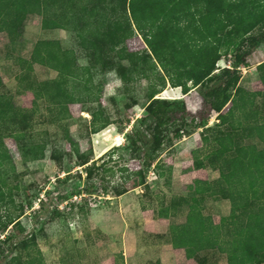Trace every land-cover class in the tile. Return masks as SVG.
Instances as JSON below:
<instances>
[{
	"label": "trees",
	"instance_id": "1",
	"mask_svg": "<svg viewBox=\"0 0 264 264\" xmlns=\"http://www.w3.org/2000/svg\"><path fill=\"white\" fill-rule=\"evenodd\" d=\"M238 1L0 0V32L6 31L11 40H17L21 36L25 18L36 13L42 16L43 29L72 32L77 43V48H69L60 39L41 38L35 43L30 58L7 52V57L15 58L14 61L19 65L16 73L19 92L30 90L35 98L32 107L18 106L11 95L2 92L3 80L0 75V150L1 147L5 148L4 138L13 137L19 144L24 161L31 156L42 157L47 144L34 138L36 125L42 122L58 125L79 154L78 164L89 163L85 166L84 192L105 196L110 192L105 187V194L99 193L98 182L102 175L114 170V167L122 171V168H126L123 163L127 164L130 160L142 161L145 151L155 148L158 127L179 125L178 122L194 128L203 127V140L208 145L206 150L210 151L202 157L197 149L195 166H206L208 159V165L217 169L220 175L201 185H190L195 191L192 194L174 195L170 202H159L170 206L173 214L179 206L188 207L186 221L171 226L173 244L175 247L194 248L200 264H211L208 251L216 249L226 256L228 264H258L264 261V109L257 100L259 96L264 98V90L251 91L238 84L240 67L248 65V57L264 42V33L248 34L249 31H245L229 65L218 67L216 63L221 57L217 54L210 65L202 67L199 73L193 75L196 85L205 86L201 109L186 111L177 102L167 103L164 99L155 97L160 90H154L145 108L148 112L140 118L142 129L134 131V140L138 143L127 147L128 157L121 155L112 160L114 165L107 166L106 162L98 165L99 159L92 160L85 156L86 153H81L68 125L72 116L70 104L82 103L86 106L90 102H98L101 85L94 83L93 73L99 68L110 70L116 69L115 65H122L120 60L131 55L127 40L136 30L142 31L150 51L143 53V66L137 64L131 72L137 77L147 76L145 73L148 66L154 70L160 64L170 75L172 70L187 67L192 62L197 52L204 49L201 42L218 38L226 28V20L240 21L245 17L249 6L240 5ZM227 6L232 8L225 10ZM196 14L200 15L199 20ZM190 15L191 21L182 26L181 21ZM148 23H157V31H145L143 26ZM81 53L87 57L88 64L79 62ZM204 54L202 52L200 56ZM113 55L118 56L117 62H114ZM36 63L55 70L57 75L38 79L34 75ZM201 66L202 64L200 68ZM258 66H264V61ZM212 77L210 83H205L206 79ZM161 78L163 84H166L164 74ZM261 81L264 84V72ZM228 102H232V105L223 113L222 109ZM42 104L44 113L41 112ZM85 108L92 116V133L113 123L105 115L106 110L101 102L97 107ZM213 110L219 112V122L208 125ZM41 115L47 118L41 120ZM182 130L181 127L177 129L174 138L181 137ZM145 134L152 137L142 140L141 137ZM1 155L12 160L5 151ZM151 164L153 162H149L143 170L132 172L140 177L136 185L129 188L118 185L111 193L120 196L144 185ZM160 165V160L154 165L158 175ZM167 169V180L170 182L172 166L168 165ZM61 181L58 178L56 185ZM62 182L59 191L64 192L68 183L66 180ZM66 196L63 193L62 198ZM207 196L225 198L231 202L230 214L223 216L219 223H215L211 215L204 213V199ZM40 208L41 217L52 218L58 214L54 209L49 215L48 204L43 200ZM18 221L12 222L16 224ZM3 242L9 243L10 239L6 238ZM25 247L30 255L29 264H48L41 252H30L31 244L26 243ZM9 248L12 250L13 244ZM4 255L2 253L1 257Z\"/></svg>",
	"mask_w": 264,
	"mask_h": 264
},
{
	"label": "rangeland",
	"instance_id": "2",
	"mask_svg": "<svg viewBox=\"0 0 264 264\" xmlns=\"http://www.w3.org/2000/svg\"><path fill=\"white\" fill-rule=\"evenodd\" d=\"M229 1L232 3L234 0ZM238 2L240 5L248 4L249 6L245 17L242 18L244 20L241 21V19V22L236 18V21L226 20V28L218 38L201 42L204 44V49L197 52L192 62L187 67L172 70L170 75L162 69L160 64L158 69L154 70L148 66L145 73L147 76L137 77L133 74L134 72H131L137 64L143 66V53L150 51L149 45L141 34L142 31L136 30L127 40L131 55L120 60L122 65H115L116 69L110 70L99 68L93 73L94 83L101 85V91L98 102H90L86 106L97 107L101 102L106 110L105 115L109 116L113 123L101 132L92 133L90 131L92 116L90 112L84 110L86 106L82 103L70 104L72 116L68 120V125L79 151L86 153L85 156L92 160L99 159L98 165L106 162L107 166H111L114 165L112 160L118 159L121 155L128 157L127 147L138 143L134 140V131L142 129L140 118L147 114L148 110L145 111V108L154 90H160L155 97L164 99L167 103L177 102L186 111L195 112L201 109L205 86L196 85L192 78L193 75L199 73L202 67L210 65L211 60L217 54L221 57L216 63L218 67L229 65L236 45L245 31L248 30V34L264 33V0H239ZM231 8L227 6L225 10ZM199 17L200 15L196 14V18ZM191 19L190 15L180 24L186 25ZM143 28L149 32L158 29L157 23H148ZM41 38L60 39L64 46L77 48L72 32L64 29H43L42 16L36 13L29 14L25 18L21 36L17 40H11L6 31L0 32V75L3 80L1 90L11 95L18 106L32 107L35 95L30 90L19 92L16 77L19 65L14 61L15 58L7 57V52L30 58L35 43ZM202 52L205 54L200 56ZM118 59L117 55H113L114 62ZM78 60L81 64L89 63L82 53ZM260 61H264V42L248 57V65L240 67L239 85L251 91L264 90V84L261 81L264 66H258ZM34 67V75L38 79L52 78L57 75L55 70L38 63ZM163 74L166 77V84H163L161 78ZM212 80L213 77L206 79L205 83H210ZM257 100L260 107L264 109V98L259 96ZM231 105L232 102H228L222 112L226 113ZM41 112L44 113L43 104ZM218 114V111H212L208 125H215L219 122ZM42 115L41 120L47 118ZM178 123L179 125L168 124L157 128L155 148L145 151L142 161L130 160L127 164L123 163V167L126 166V168H122V171L114 167V170L103 174L98 184L99 193L105 194V187L110 192L105 196L84 192L85 166L89 163L78 164L79 154L75 151L73 144L64 137V131L58 125L50 122L36 125L33 136L36 140L46 142L45 155L38 158L34 156L31 158V156L27 161H24L17 140L5 137L4 143L8 147L5 151L12 160L1 155L4 151L1 147L0 264H29L30 255L25 247L26 243L31 244L29 250L32 254L41 252L48 264H91L93 257L100 259V257L107 256L113 248L112 240L122 237L124 229L128 230L132 228V224L136 225L135 220L130 216L128 203L135 201L139 204L140 200L137 193L131 191L123 200L124 210L120 209L117 200L109 204L105 202V199L115 197L111 193L115 186L125 185L129 188L136 185L140 177L132 172L143 170L149 162L153 164L145 176L146 183L141 186L145 192L140 193L145 203L146 201L151 203L152 199H155L158 189L159 202L164 200L170 202L174 195L194 193L190 185H201L204 181H212L219 177L220 172L208 165V159L206 166L202 168H197L194 163L197 149V153L202 157L210 151V149L206 150L208 145L203 140L205 134L203 127L194 128L190 125L185 126L181 122ZM180 127L183 129L181 137L174 138L175 132ZM118 135H121V139L116 141ZM151 137L145 134L141 138L148 140ZM107 139L110 147L116 142L117 146L109 147L111 150L103 155H97L104 148L103 146L107 147ZM170 139L173 140L170 141ZM158 160L161 163L159 175L154 168ZM168 165L172 166L170 182L167 180ZM160 173L163 174L160 175ZM58 178L68 183L64 192L59 191L62 181L56 185ZM63 193H66V198H62ZM41 200L48 204L49 215L54 209L58 211L56 217L39 216ZM181 207L179 221L185 219L188 209L186 205ZM230 211L231 202L228 199L205 197L204 213L211 215L215 223H219L223 216L230 214ZM14 220L19 221L15 224L12 222ZM5 224H7L6 227ZM76 235L84 240L87 248L78 249L76 243L72 242L70 238L73 239ZM6 238H9L10 242L5 244L3 241ZM10 244H13L12 250L9 248ZM139 245L141 250L137 249L131 255V264H143L145 262L143 258L150 254L146 244L143 245L141 242ZM98 247L99 251H94V248ZM208 252L211 264H228L226 256L217 249ZM2 253L5 254L4 257H1ZM258 264H264V261Z\"/></svg>",
	"mask_w": 264,
	"mask_h": 264
},
{
	"label": "crops",
	"instance_id": "3",
	"mask_svg": "<svg viewBox=\"0 0 264 264\" xmlns=\"http://www.w3.org/2000/svg\"><path fill=\"white\" fill-rule=\"evenodd\" d=\"M4 146L5 151L8 147H6L5 143ZM139 188H133L120 196L105 199V202L109 204L113 200H117L120 209L123 208L125 210V206L123 205L125 196L130 194L131 191L136 192L140 200L139 204L138 202L136 204L135 201L128 203L130 216L135 220L136 225L132 224V228L130 227L128 230L124 229L122 237L112 240L113 248L110 250V253L105 257L99 256L100 259L93 257L91 264H131L130 257L137 249L141 250L139 245L141 242L143 245L146 244L147 250L150 252L148 255L150 258L148 256L144 257L143 261L145 260V262L143 264H200L194 248L175 247L173 244L171 234L172 224L186 221V217L182 221L178 220L182 207L179 206L173 214L170 206L160 204L159 189L156 191L155 199H152L151 203L148 201L145 203L143 196L140 195L145 190L141 186ZM79 238V235H76V237H73V239L71 237L70 239L76 243L78 249L87 248V245H84V240ZM97 250L99 251V247L94 248V251Z\"/></svg>",
	"mask_w": 264,
	"mask_h": 264
},
{
	"label": "bare ground",
	"instance_id": "4",
	"mask_svg": "<svg viewBox=\"0 0 264 264\" xmlns=\"http://www.w3.org/2000/svg\"><path fill=\"white\" fill-rule=\"evenodd\" d=\"M110 126V125H109ZM101 132V131H100ZM101 134V133H100ZM97 136V135H96ZM102 139V138H101ZM121 139V135H118V137L116 138V141L117 140H120ZM96 140V139H95ZM109 140L107 139V142H108ZM99 142V141H98ZM107 142H105V144L107 143ZM98 144H100V143H98ZM104 144V145H105ZM110 142H108L107 144H106V146L107 147H105V146H103L104 148L102 149V150H100L99 152H98V154L97 155H103L106 151H108V150H110V148L111 147H114V146H117V145H115V144H117V142L116 143H114L113 145H111V147H110ZM95 147H97V146H95ZM110 147V148H109Z\"/></svg>",
	"mask_w": 264,
	"mask_h": 264
},
{
	"label": "built area",
	"instance_id": "5",
	"mask_svg": "<svg viewBox=\"0 0 264 264\" xmlns=\"http://www.w3.org/2000/svg\"><path fill=\"white\" fill-rule=\"evenodd\" d=\"M227 66V65H226Z\"/></svg>",
	"mask_w": 264,
	"mask_h": 264
}]
</instances>
